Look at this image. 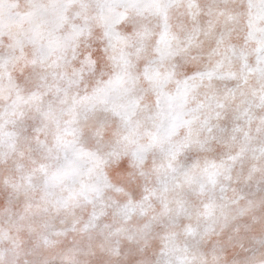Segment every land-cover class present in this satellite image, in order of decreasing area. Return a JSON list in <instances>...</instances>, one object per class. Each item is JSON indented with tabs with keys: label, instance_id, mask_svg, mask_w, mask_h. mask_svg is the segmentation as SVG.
Wrapping results in <instances>:
<instances>
[{
	"label": "snow or ice",
	"instance_id": "6c2138e0",
	"mask_svg": "<svg viewBox=\"0 0 264 264\" xmlns=\"http://www.w3.org/2000/svg\"><path fill=\"white\" fill-rule=\"evenodd\" d=\"M0 264H264V0H0Z\"/></svg>",
	"mask_w": 264,
	"mask_h": 264
}]
</instances>
